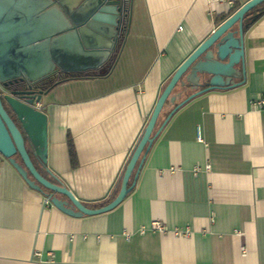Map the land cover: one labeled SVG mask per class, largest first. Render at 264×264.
<instances>
[{"label": "crops", "instance_id": "obj_1", "mask_svg": "<svg viewBox=\"0 0 264 264\" xmlns=\"http://www.w3.org/2000/svg\"><path fill=\"white\" fill-rule=\"evenodd\" d=\"M248 1L129 0V29L110 72L67 73L40 103L53 178L88 208L113 201L172 76L217 17ZM255 16L243 34L245 77L234 80L243 84L201 94L171 115L197 91L178 84L134 189L112 211L69 217L43 208L45 197L0 154V264H264V109L256 107L264 99V15ZM155 222L164 232L152 230Z\"/></svg>", "mask_w": 264, "mask_h": 264}, {"label": "water", "instance_id": "obj_2", "mask_svg": "<svg viewBox=\"0 0 264 264\" xmlns=\"http://www.w3.org/2000/svg\"><path fill=\"white\" fill-rule=\"evenodd\" d=\"M128 3L127 0H82L75 7L71 0H0V84L25 82L28 88L13 92L11 96H2L0 92V154L29 188L49 198L53 207L69 217L97 216L123 203L134 189L144 161L161 131L153 135L164 105L168 100L173 101L171 95L178 84L197 91L180 103L171 115L201 94L243 84L234 83V80L240 75L244 78L246 73L243 35L249 27L246 16L264 4V0H250L240 7L178 68L134 148L122 174L119 193L109 204L92 209L82 204L47 169L48 116L37 106L48 90L37 87L33 90V87L56 69L65 74L84 73L112 62L120 40L124 42L129 29L131 10ZM257 17L252 18V23ZM184 77L186 82H183ZM16 95L24 97L17 99ZM34 158L45 166L50 176L37 168ZM58 195L68 201L59 199Z\"/></svg>", "mask_w": 264, "mask_h": 264}, {"label": "flooded vegetation", "instance_id": "obj_3", "mask_svg": "<svg viewBox=\"0 0 264 264\" xmlns=\"http://www.w3.org/2000/svg\"><path fill=\"white\" fill-rule=\"evenodd\" d=\"M112 65V62L107 63L104 67H102L99 70H89L87 72H84L83 74H87V75H93V74H103L106 73L110 70ZM67 79V74L63 73L60 71V69H56L49 77H47L42 83H40L37 86L33 87V90L40 88L43 90H48L51 89L53 86H55L58 83H61L63 81H65ZM28 90L27 88V83H21V82H13L11 84H8L7 86H4L2 84H0V92L1 95H12L13 92H23ZM17 99H22L24 96L22 95H16L14 96ZM3 102L5 103V101L3 100Z\"/></svg>", "mask_w": 264, "mask_h": 264}, {"label": "trees", "instance_id": "obj_4", "mask_svg": "<svg viewBox=\"0 0 264 264\" xmlns=\"http://www.w3.org/2000/svg\"><path fill=\"white\" fill-rule=\"evenodd\" d=\"M261 6H264V4H262V5H260L259 7H257V8H255L254 10H252L249 14H247V16H246V18H247V20H249V24H252V19L250 20V17H251V15H253L254 13H259L260 15H264V7L263 8H261ZM240 7H242V3L241 2H235L234 4H233V7H232V9H231V16L236 12V11H238L239 9H240ZM261 8V9H260ZM230 16V17H231ZM228 19V17L227 16H221V17H217L216 19H215V23H216V25L217 26H219V25H221L224 21H226ZM121 41V40H120ZM122 41L121 42H119V47H120V49H121V46H122ZM120 52V51H119ZM119 52H118V54H119ZM117 57H118V55L116 56V58H114V60L112 61V65H111V68H110V70L113 68V66H114V64H115V62H116V60H117ZM110 70L108 71V73L110 72ZM65 81H67V79L65 80ZM64 82V81H63ZM69 149H70V157H71V162H72V166L74 167V166H76L77 165V154H76V151H75V148H74V146H73V143H72V141L71 140H69ZM18 159L20 160V158H19V156H18ZM130 160V159H129ZM104 204H106V203H104ZM103 204V205H104ZM102 205V206H103ZM97 206V205H96ZM99 206H101V205H99ZM98 207V206H97Z\"/></svg>", "mask_w": 264, "mask_h": 264}, {"label": "built area", "instance_id": "obj_5", "mask_svg": "<svg viewBox=\"0 0 264 264\" xmlns=\"http://www.w3.org/2000/svg\"><path fill=\"white\" fill-rule=\"evenodd\" d=\"M128 2H129V0H127ZM180 30L182 31L183 30V27H180ZM38 109H40V104H38ZM256 107L258 108V109H264V99H259L258 101H256ZM201 136L199 135V137H198V140H200L201 141ZM206 170H209V166H207L206 168H205ZM198 171H200L199 170V168L198 167H196L195 169H194V172L195 173H198ZM44 205H45V207H53V205H52V202H51V200L49 199V198H45L44 199ZM211 220H214V217H212V219ZM152 230H155V231H159V232H164V226L161 224V223H159V222H155V223H153V225H152ZM178 234V236H184V237H187V236H189V232L188 231H184V232H179V233H177Z\"/></svg>", "mask_w": 264, "mask_h": 264}, {"label": "rangeland", "instance_id": "obj_6", "mask_svg": "<svg viewBox=\"0 0 264 264\" xmlns=\"http://www.w3.org/2000/svg\"><path fill=\"white\" fill-rule=\"evenodd\" d=\"M162 114V113H161Z\"/></svg>", "mask_w": 264, "mask_h": 264}]
</instances>
